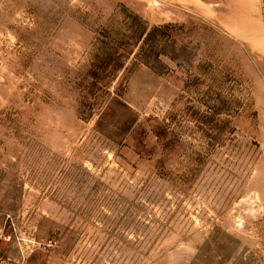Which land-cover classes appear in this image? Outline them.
Instances as JSON below:
<instances>
[{
  "label": "rangeland",
  "instance_id": "obj_1",
  "mask_svg": "<svg viewBox=\"0 0 264 264\" xmlns=\"http://www.w3.org/2000/svg\"><path fill=\"white\" fill-rule=\"evenodd\" d=\"M0 264H264V0H0Z\"/></svg>",
  "mask_w": 264,
  "mask_h": 264
}]
</instances>
